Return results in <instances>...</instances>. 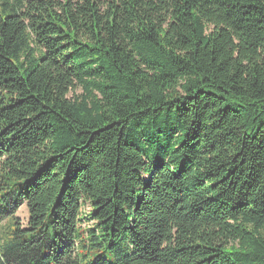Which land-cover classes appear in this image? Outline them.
Here are the masks:
<instances>
[{"label": "trees", "instance_id": "16d2710c", "mask_svg": "<svg viewBox=\"0 0 264 264\" xmlns=\"http://www.w3.org/2000/svg\"><path fill=\"white\" fill-rule=\"evenodd\" d=\"M0 264H264V0H0Z\"/></svg>", "mask_w": 264, "mask_h": 264}, {"label": "rangeland", "instance_id": "374dc122", "mask_svg": "<svg viewBox=\"0 0 264 264\" xmlns=\"http://www.w3.org/2000/svg\"><path fill=\"white\" fill-rule=\"evenodd\" d=\"M82 94V89L77 88L75 92L71 93L70 96L73 95H81ZM16 216L19 218V220L22 222V224L25 226L27 222V208L26 205L23 204L22 206L19 207V209L16 212Z\"/></svg>", "mask_w": 264, "mask_h": 264}]
</instances>
